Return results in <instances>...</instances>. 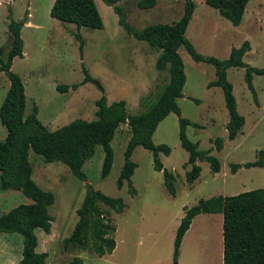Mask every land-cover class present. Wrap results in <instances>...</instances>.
Instances as JSON below:
<instances>
[{"label":"rangeland","instance_id":"374dc122","mask_svg":"<svg viewBox=\"0 0 264 264\" xmlns=\"http://www.w3.org/2000/svg\"><path fill=\"white\" fill-rule=\"evenodd\" d=\"M53 1L0 0V59L6 58L11 47L8 22L11 19L21 21L27 13L32 24H24L21 28L26 55L16 57L11 66L24 84V116L36 106L37 118L49 130L77 118L92 120L96 118V100L102 94L106 95L108 103L124 100L128 114L144 112L168 81L167 70L155 69L158 51L123 29L118 15L103 0H94L103 27H80L79 30L73 23L50 16ZM137 1L116 0L132 31L155 23L171 24L183 13L184 0H156L155 6L148 9L138 8ZM78 31L84 41L82 56L80 40L76 38ZM185 36L197 53L218 60L227 59L233 47L238 48L247 40L249 50L243 61L251 67L264 68V0H248L238 25L220 16L205 0H195ZM178 52L186 78L177 104L181 116L190 121L185 133L189 140L198 143L199 150L211 149L210 154L220 162L219 172H212L208 162L197 160L200 174L188 185L185 174L190 165L184 166L188 152L180 145L179 117L173 112L159 122L152 140L170 148L168 155L160 153L159 158L163 167L173 174L175 196L168 193L162 172L154 169L152 153L142 146H136L132 153L137 166L131 181L137 193L131 196L126 183L117 187L116 180L130 137L127 123L120 124L110 142L113 163L106 177L100 174L103 159L100 145L83 164L85 181L74 176L60 161L45 162L42 156L29 149L32 179L54 195L49 207L50 233L35 230L36 251L48 253L46 264H66L77 256L85 264H175L173 236L185 207L197 204L202 198L235 195L264 187L263 168L239 167L235 172L230 169L232 164L255 160L256 152L264 147V75H253L254 97L245 80V68L226 70L237 110L245 120L241 131L229 140L226 130L229 115L222 89L209 85L216 79L214 65L195 61L184 46H180ZM83 65L99 84L82 83ZM59 84L70 87L61 92L56 89ZM72 84L78 86L73 88ZM8 88L9 81L0 71V104ZM6 135L0 120V140ZM218 137L223 139L220 150L214 143ZM87 184L110 197L122 198L126 204L119 214L99 204L101 209L109 210L116 226V250L112 256H98L74 247L64 249V239L78 220L76 210L86 194ZM30 202L31 199L19 190L0 188V216L19 204ZM1 236L4 244L0 246V264H19L21 234ZM222 247V214H199L181 242L176 264H222Z\"/></svg>","mask_w":264,"mask_h":264},{"label":"trees","instance_id":"16d2710c","mask_svg":"<svg viewBox=\"0 0 264 264\" xmlns=\"http://www.w3.org/2000/svg\"><path fill=\"white\" fill-rule=\"evenodd\" d=\"M118 15L119 24L136 39L144 41L150 48L158 51L155 69L168 71V81L158 91L155 100L144 112L128 114L124 100L108 103L105 94L96 100L95 119L77 118L54 130H49L37 118V107L24 116L25 89L21 77L11 70L15 57L23 56V40L21 28L27 23L26 17L21 21L11 19L7 30L11 37V47L5 59H0V71L4 72L9 88L0 104V120L5 126L7 135L0 140V188L19 190L31 199L28 204H19L0 216V234L19 233L22 236V250L19 264H46L47 252H37L38 239L36 229L50 233L52 216L49 207L54 202L51 191L41 188L32 179V166L28 159V151L32 149L42 156L45 162L60 161L71 173L85 181L83 164L94 154L95 147L103 150L101 177H106L113 163V149L110 145L116 129L127 123L130 137L124 150V162L116 180L121 188L124 183L128 192L134 196L137 191L132 185L131 177L136 168L132 153L136 146L149 150L153 156V167L163 174V183L172 196H175L173 174L163 167L159 154L168 155L170 148L166 144H155L152 135L159 122L173 112L179 117V141L188 152L184 166L190 165L186 172L188 185L198 178L200 166L197 160L209 163L212 172L220 170L219 160L210 154L211 149L199 150L198 143L188 139L185 128L190 121L181 116L177 99L182 97L185 73L182 58L178 52L184 46L195 61H206L214 65L216 79L209 85L222 89L229 119L226 124L227 138L233 140L244 125V117L237 110V103L232 92V85L227 80L226 70L231 67L245 68V80L249 90L256 96L252 84L253 75H264V68L251 67L243 61L249 50V42L245 40L240 47H233L227 59L218 60L196 52L192 43L185 36L187 26L195 9V0H184L181 17L171 23H155L145 26L139 31H132L127 24L121 8L116 0H103ZM205 3L216 9L220 16L233 25L240 24L248 0H205ZM156 0H138L140 9L155 6ZM10 11V10H9ZM10 16V14H9ZM50 16L80 27L102 28L103 21L94 0H54L50 8ZM76 38L80 40L79 49L82 56L83 39L79 31ZM82 83L99 82L94 79L83 65ZM78 84H72L76 88ZM70 85H56V89L67 91ZM215 148L220 150L223 139L214 141ZM259 166L264 170V147L256 152L255 160L241 164H232L235 172L239 167ZM102 203L115 213H122L126 204L122 198L110 197L87 184L86 194L76 210L78 220L71 234L64 239V249L71 247L88 251L98 256L110 254L115 246L116 226L109 210H103ZM222 214V264H264V187L240 192L235 195H218L200 199L197 204L184 208L173 240L174 263H177L178 252L183 237L190 227L193 218L198 214ZM66 264H85L80 257H73Z\"/></svg>","mask_w":264,"mask_h":264},{"label":"crops","instance_id":"0c3cea01","mask_svg":"<svg viewBox=\"0 0 264 264\" xmlns=\"http://www.w3.org/2000/svg\"><path fill=\"white\" fill-rule=\"evenodd\" d=\"M29 15H30V14H29ZM25 24H26V25H32V24L29 22L28 18H27V23H25ZM23 55H24V56L26 55V52H25L24 50H23ZM24 56H23V57H24ZM15 58H16V57H15ZM15 58H14V59H15ZM14 59H13V60H14ZM196 162H197V161H196ZM205 214H213V213H205ZM198 215H199V214H198ZM198 215H196L195 217H197ZM201 215H203V214H201ZM195 217H194V218H195ZM194 218H193V219H194ZM180 219H181V217H180ZM192 223H193V220H192V222H191V224H190L191 226H192ZM191 226H190V227H191ZM190 227H189V229L187 230V232L185 233L184 237H185L186 234L189 232ZM1 235H2V234H0V240H2V236H1ZM174 236H175V234H174ZM174 236H173V237H174ZM184 237H183V239H184ZM3 244H4V243L0 241V246H3ZM4 246H5V245H4ZM115 247H116V246H115ZM115 250H116V248H114V250H113L110 254H105V255L112 256V254L114 253ZM222 250H223V247H222Z\"/></svg>","mask_w":264,"mask_h":264}]
</instances>
